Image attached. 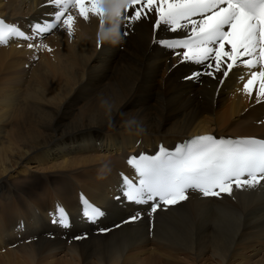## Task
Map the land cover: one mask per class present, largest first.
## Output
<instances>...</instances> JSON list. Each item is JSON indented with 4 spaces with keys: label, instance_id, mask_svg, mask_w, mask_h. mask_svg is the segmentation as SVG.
Segmentation results:
<instances>
[{
    "label": "bare ground",
    "instance_id": "obj_1",
    "mask_svg": "<svg viewBox=\"0 0 264 264\" xmlns=\"http://www.w3.org/2000/svg\"><path fill=\"white\" fill-rule=\"evenodd\" d=\"M55 10L46 0H0V14L20 27L54 20ZM66 14L71 33L60 21L31 48L0 45V257L8 264H119L128 250L125 260L142 264H264V183L213 197L188 191L155 212L124 204L119 187L127 154L152 151L158 141L264 137V100H257V84L245 92V66L223 82L185 80L206 69L150 46L154 20L134 31L120 24L129 34L112 44L98 39L97 15L84 19L74 6ZM17 191L27 197H14ZM79 191L105 210L99 227L136 213L139 219L104 234L76 222L72 234L90 233L74 241L52 226L48 211L61 202L75 219ZM7 194L14 204L4 205ZM54 254L63 258L50 260Z\"/></svg>",
    "mask_w": 264,
    "mask_h": 264
},
{
    "label": "snow or ice",
    "instance_id": "obj_2",
    "mask_svg": "<svg viewBox=\"0 0 264 264\" xmlns=\"http://www.w3.org/2000/svg\"><path fill=\"white\" fill-rule=\"evenodd\" d=\"M46 2L57 9L53 13L54 20L31 25L34 33L47 32L60 21L71 33L73 17L66 14L69 6H74L84 19H88L89 13L97 15L104 27L102 0ZM129 9L134 10L129 13ZM115 15L119 25L133 31L136 23L154 20L151 22L150 46L169 52L178 64L194 62L206 69L204 72L192 71L183 77L185 80L198 81L201 75H206L223 82L237 65L247 68L260 65V71H252L243 87L251 95L253 85L258 83L255 95L258 101L264 100V0H125ZM161 30L169 35L158 37ZM128 34V31L118 30L119 40ZM9 37L28 38L16 24L0 19V43H6ZM226 45L229 50H225ZM220 73L222 75H218ZM128 163L133 166L138 179L134 182L121 174L119 187L123 198L136 203L152 201L151 212H155L158 207L155 197L168 206L185 200L188 189H198L204 196H219L231 194L233 187L254 188L264 183V140L254 137L215 139L206 134L195 137L186 150L177 146L174 153H169L161 147L154 156L144 153L138 157L130 156ZM80 203L87 221L95 222L105 214L82 194ZM57 212L59 219L53 222L70 227L66 211L57 206ZM139 216L136 213L128 220L135 221Z\"/></svg>",
    "mask_w": 264,
    "mask_h": 264
},
{
    "label": "clouds",
    "instance_id": "obj_3",
    "mask_svg": "<svg viewBox=\"0 0 264 264\" xmlns=\"http://www.w3.org/2000/svg\"><path fill=\"white\" fill-rule=\"evenodd\" d=\"M125 0H102V7L104 9L105 26L101 27L97 33L99 40L107 41L112 44L118 42V27L119 22L116 18V11L121 9Z\"/></svg>",
    "mask_w": 264,
    "mask_h": 264
},
{
    "label": "rangeland",
    "instance_id": "obj_4",
    "mask_svg": "<svg viewBox=\"0 0 264 264\" xmlns=\"http://www.w3.org/2000/svg\"><path fill=\"white\" fill-rule=\"evenodd\" d=\"M247 109H248V106H247ZM262 121H264V119L262 118ZM19 195L20 196H25V197H27L26 196V194H22V193H20L19 191H17V193H16V195L14 196V197H19ZM6 197H8V198H6V199H4V205H9V204H14V202H12L10 199H9V197H10V194H7L6 195ZM117 223V222H116ZM86 233H90L89 231H87ZM49 236H50V234H49ZM62 239H65V236H62ZM28 240V241H27ZM25 242L26 243H28L29 242V240L30 239H27ZM1 248H4V247H1ZM5 249V248H4ZM6 249H5V252H3V253H6ZM1 254H2V252H0ZM18 253V251L17 252H15L14 253V256L16 255ZM130 253V251H128V250H123L122 251V253H121V255H120V258H119V264H122L123 263V261L125 260V258H126V256L128 255ZM61 258H63V255H61V254H54V255H52V257L50 258V260H52V261H55V260H59V259H61ZM11 261V259H9L8 257H0V264H8V261ZM20 260V261H19ZM139 259H136V258H134V262H132V260L131 259H126L125 260V263L124 264H135L137 261H138ZM22 262L21 261V258H18V259H16L15 261H12V262H14V264H19V262ZM39 261H37L36 259H33V263L34 264H37ZM80 264H90V263H88L87 261H80L79 262ZM21 264V263H20ZM136 264H142L141 262H137ZM162 264V263H161ZM170 264H177V263H175V262H173V263H170Z\"/></svg>",
    "mask_w": 264,
    "mask_h": 264
}]
</instances>
